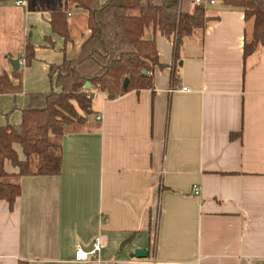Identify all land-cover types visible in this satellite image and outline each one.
I'll list each match as a JSON object with an SVG mask.
<instances>
[{"label": "crops", "instance_id": "0c3cea01", "mask_svg": "<svg viewBox=\"0 0 264 264\" xmlns=\"http://www.w3.org/2000/svg\"><path fill=\"white\" fill-rule=\"evenodd\" d=\"M206 10L211 20L176 56L155 37L165 68L153 72V91L100 93L86 123L62 137L60 174L22 177L12 209L0 200V264H96L74 254L97 236L101 264H264V46L243 57V11L216 1ZM64 11L65 0L0 3V74L18 60L25 83L3 95L0 126L19 125L29 92L51 89L50 65L76 56L86 15L67 13L73 42L63 52L49 20Z\"/></svg>", "mask_w": 264, "mask_h": 264}, {"label": "trees", "instance_id": "16d2710c", "mask_svg": "<svg viewBox=\"0 0 264 264\" xmlns=\"http://www.w3.org/2000/svg\"><path fill=\"white\" fill-rule=\"evenodd\" d=\"M214 1L242 10L245 20L251 22L243 57L264 46V0ZM71 7L86 15L76 56L50 65L51 89L28 95L19 125L0 126V200L10 209L21 195L22 177L60 174L62 137L86 123L92 113L90 91L105 93L109 100L131 91H153V72L165 68L159 62L155 37L171 41L176 56L183 39L211 20L206 8L195 0H65V11L53 13L49 20L52 33L64 40L63 52L73 42L67 17ZM33 59V47L26 44L25 65ZM175 77L172 72L173 81ZM125 79L128 85L123 89ZM21 92V71L14 69L10 77L0 74V95ZM6 163L14 171L8 172Z\"/></svg>", "mask_w": 264, "mask_h": 264}, {"label": "built area", "instance_id": "2783aa9c", "mask_svg": "<svg viewBox=\"0 0 264 264\" xmlns=\"http://www.w3.org/2000/svg\"><path fill=\"white\" fill-rule=\"evenodd\" d=\"M196 4L203 5L205 8L213 5L215 3L214 0H195ZM16 6H20L24 4L23 1H17ZM69 15V14H68ZM183 91H188L186 88L182 89ZM86 91V89H84ZM174 90L171 89L169 92H173ZM100 93L98 90H92L88 93V98L94 99L96 98ZM96 120H100V117H96ZM192 192L194 195L199 194V187L197 185H193L192 187ZM101 251V239L99 236L95 237L93 241L90 244V247L88 250H84L82 247L77 246L74 254V259L75 261H87V260H92L96 264H101L102 261L99 257Z\"/></svg>", "mask_w": 264, "mask_h": 264}, {"label": "rangeland", "instance_id": "374dc122", "mask_svg": "<svg viewBox=\"0 0 264 264\" xmlns=\"http://www.w3.org/2000/svg\"><path fill=\"white\" fill-rule=\"evenodd\" d=\"M10 3H11V0H10ZM248 23L249 24H248V29H247V34H248L247 36L250 37V35H251V22H248ZM17 32H18V27H16L15 25L12 26L11 27V30H10V36L11 37H10L9 44H8L7 47H8V50L10 52H12L13 55L17 53V50H18V47H19L18 39H21V38L18 37ZM7 59H9V58H7ZM21 73H22V91H23V88H24L23 85H25V83L23 81L24 74H23V71L22 70H21ZM34 85L38 86L39 83H33L32 81H30V82L27 83V86L30 87V88H32ZM48 89H49V85H48ZM31 93L32 92H29V94H31ZM23 100H25V99L23 98ZM20 101H21V98H20ZM20 101H17L18 104H19ZM4 105H6V100L3 98V95H2V96H0V112H1V108H4Z\"/></svg>", "mask_w": 264, "mask_h": 264}, {"label": "water", "instance_id": "95a60500", "mask_svg": "<svg viewBox=\"0 0 264 264\" xmlns=\"http://www.w3.org/2000/svg\"><path fill=\"white\" fill-rule=\"evenodd\" d=\"M10 64H11V66H12L15 70H18V69H19V61H18V60H12V59H10ZM143 73H145V72L143 71ZM127 85H128V80L125 79V81H124V83H123V85H122L123 89H126V88H127ZM85 88H86V89L89 88V84H88V83L85 85ZM88 249H89V248H88ZM88 249H87V250H88ZM133 257H134V258H137V259L146 258V257H147V252H146V251H143V250H136V251L134 252V254H133Z\"/></svg>", "mask_w": 264, "mask_h": 264}]
</instances>
